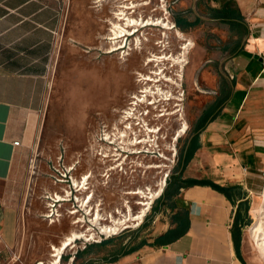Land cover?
Instances as JSON below:
<instances>
[{"label":"crops","instance_id":"1","mask_svg":"<svg viewBox=\"0 0 264 264\" xmlns=\"http://www.w3.org/2000/svg\"><path fill=\"white\" fill-rule=\"evenodd\" d=\"M72 4L76 11L88 14L84 0H0V264L13 259L24 213L23 192L14 177L17 156L35 136L48 103L51 68L62 45V13ZM181 7L183 20L213 26L217 35L227 39L224 46L212 50L214 60L202 68L204 93L197 100L205 103L185 146L195 145L183 177L231 187L232 199L210 186L181 189L174 212L162 209L152 217L142 247L114 262H99L98 257L77 263L74 256L71 263H258L246 252L244 229L238 257L232 227L237 214L243 215V207L256 196L264 176V0H183ZM89 20L81 21V26L91 27ZM182 33L194 42L192 52L195 41ZM69 36L92 48L87 33ZM207 52L206 47L196 49L193 67L200 66V55ZM183 210L189 212L187 232L156 245L160 236L179 226L173 216Z\"/></svg>","mask_w":264,"mask_h":264},{"label":"rangeland","instance_id":"2","mask_svg":"<svg viewBox=\"0 0 264 264\" xmlns=\"http://www.w3.org/2000/svg\"><path fill=\"white\" fill-rule=\"evenodd\" d=\"M94 1L84 0L88 3V14L76 11V5L74 4L71 7L67 6L62 13V45L51 68L52 85L49 90L48 103L41 113L35 136L22 147L16 160L15 184L23 192L24 213L20 224L18 244L14 248L13 259L7 264H36L38 261L44 262V264H52L50 253L53 246L60 242L57 237L58 234L63 237L64 233H70V230L74 228L78 231H85L86 236L93 232L94 238L97 239L100 236L99 232H102L101 226L110 224L109 222H95L94 219L97 214L99 213L97 218L103 217L109 221L118 216L116 209H120L122 199H124L121 192L122 185L116 186L115 179L110 180L109 185H104L103 179L97 177V174L102 173V170L95 172L99 181L95 182L94 208H97V204H101L99 208L103 210L97 214L95 210L93 211L94 215L90 218L92 220L94 217V221H91L92 224H95L94 227L88 223L86 227L73 224L75 218L67 215L66 208L70 206L66 204L61 207L60 212H62L63 217H61L60 223L56 225L47 224L40 214L48 213L46 208H48L49 200L46 197L58 196L62 192L59 186L54 184L52 172L58 176L60 173L69 175L70 167L78 162L77 170L72 172L74 177L79 179L80 176L90 173L92 166H94L91 165L92 159L96 157L95 152L92 155L94 148L92 145L91 150L90 142H93L94 135L100 134L103 126L102 121H113L117 117V112L127 106L126 110L132 111L128 109L132 96H135L141 87L146 86L143 82L138 81L139 76L156 77L154 71H157L159 67H163L165 74L180 83L181 87L178 88L171 82H166L165 78L161 76L159 77L160 82L156 84L148 82V85L154 88L156 86L163 88L165 91L164 96L156 93L155 98L154 96L144 98L142 94L137 93V97L143 98V104H140L141 101L139 102L137 98L133 99V102L138 103V105L136 107L131 105L130 107L132 109L136 108V112L149 110L150 115L156 114L159 125L162 126L161 133L167 135L164 141L162 139L160 141L165 142V144H169L170 141L171 145H174L177 149L179 158L178 156L176 158L174 173L179 165L181 153L195 130V120L198 112L205 103L202 98L197 100L204 93V86L201 84L204 63L213 61L212 50L224 46L223 43L227 42V39H224L225 37L219 36L217 31H213L216 30L213 26L184 20L183 28L177 27L176 19L180 16L183 8L181 7L183 0H108L103 7H100V3H94ZM118 5L136 6L135 9L128 12V15L133 19H141L145 22L148 19L157 18L166 19L165 21H167L170 17L175 26L190 36L196 43L195 50L188 53V62L192 61L197 48H207L208 52L200 55V66L193 67L192 62L186 64L182 71L183 76L179 77L177 74L180 72V65H176L171 61H166L159 66L154 65L153 62L148 66L144 65L146 58H150L151 55H162L164 46H166L164 53L168 55L176 54L180 50V43L175 35L172 33L169 38L168 33L165 37L162 27L148 26L141 28L133 26L128 30L132 32L137 29L139 33L137 32L134 36H128L124 40L116 42L108 40L107 38H111L113 32H110L111 24H108L107 21L111 19L117 22V19L114 20L112 10L118 12ZM82 6L86 8L85 4ZM86 18L91 19L89 20V26H91L89 28L81 26V21L86 20ZM192 28L193 30H189ZM74 32L82 36L87 33L91 37L89 45L92 48L88 49L85 45L78 44L70 38L69 34ZM141 32H145L147 36H142ZM137 35L138 37L142 36L139 37L141 40L140 45L137 44L139 41ZM145 38L149 40H145ZM161 40L164 41L163 44H156ZM121 45L124 46L123 50L109 54V51ZM138 45L141 46V50L140 48L136 49L139 47ZM129 48L133 50H129ZM129 52L131 54L127 55ZM121 56L129 60L121 64L123 61L120 58ZM167 97L169 100H164ZM178 97L182 98L181 102L175 100ZM147 100L156 105L147 107ZM176 103H180L181 106H175ZM177 109H181L188 124L186 133L180 137H178L179 121L176 120L178 116L173 115ZM162 112L165 113V116L160 115L159 118L158 114H163ZM121 122H123V118H121ZM94 161H96V158ZM96 166L99 167L100 165L96 164ZM263 188L264 176L262 182L258 185L256 196L261 195ZM254 200L255 197H252L250 202L242 209L245 232L256 221L253 213ZM132 214L131 212L129 215ZM146 221L147 225L140 231L133 244L149 235L151 231L149 224L152 221L151 212L146 217ZM92 227L93 230L90 229ZM138 229L120 231L118 235L111 237L119 239L102 246H94L89 252L86 250L97 244H87V247L84 248L85 237L75 239V247L68 248L61 255L62 258L58 264H75L71 263V258L74 256L77 263L85 262L89 258H101L108 252L114 251L118 246L130 242L133 232ZM256 259L257 264L262 263L260 259Z\"/></svg>","mask_w":264,"mask_h":264},{"label":"built area","instance_id":"3","mask_svg":"<svg viewBox=\"0 0 264 264\" xmlns=\"http://www.w3.org/2000/svg\"><path fill=\"white\" fill-rule=\"evenodd\" d=\"M132 99L137 98L132 96ZM140 104H143V101ZM146 104L147 107L155 105L150 101ZM129 105L136 107L138 103L132 100ZM130 106L128 109L132 111L124 110L122 125L110 129L102 123L101 132L94 146L95 158L99 159L100 166L103 168L98 177L103 179L104 185H109V181L113 179L116 180V186L122 185L121 192L124 199L120 209H116L118 216L114 220L97 218L96 215L95 219L93 217L91 220L94 210L96 214L103 210L99 208L101 204H97V208H94L95 182L99 180L97 178L92 180L91 173L80 176L79 179L74 177L72 172L76 170L78 162L70 167L69 175L60 173L58 176L52 172L54 184L58 185L62 192L58 196L46 197L49 200L48 208H46L48 213L42 214V218L49 225L60 223L63 217L60 211L64 204L71 207L66 208V213L69 217L75 218L73 224H79L82 227H86L87 223L94 227L95 224L91 222L94 220L100 223L109 222V225H115L118 220L121 221L118 225L119 230L115 233L104 234L100 231V236L95 239L94 235H91L94 234L92 232L86 239L84 238V248L87 244L99 243L113 235H118L120 231L141 227L156 201L163 196L175 167L177 149L171 145L170 141L169 144L160 141V139L164 141L167 135L161 133L162 126L159 125L156 114L150 115L149 110L136 112L137 109H132ZM164 114H158L159 118L160 115L165 116ZM131 212L133 214L129 215ZM93 227L90 229L93 230ZM40 263L44 262L36 264Z\"/></svg>","mask_w":264,"mask_h":264},{"label":"bare ground","instance_id":"4","mask_svg":"<svg viewBox=\"0 0 264 264\" xmlns=\"http://www.w3.org/2000/svg\"><path fill=\"white\" fill-rule=\"evenodd\" d=\"M106 1L108 2V0H95L94 3H100L99 6L103 7V5ZM118 7H119L118 8L119 10H117L118 12H114L112 10V14L114 15V18H117V20H116L117 22H114L110 19V21H111L110 32H113V34L111 35V38H109V39L116 42V41H119L122 39L124 40L128 36H134V34H136L139 30L135 29V30H133V32H131V30H128L130 27L133 28V26L141 27V28H145L148 26L162 27V29L164 30L163 34L165 37L168 33H169V38H170V34L173 33L175 35V38L180 43V50L176 54L172 53V54L168 55L167 53H164L166 50V46H164V48L162 49V52H163L162 55H160V56H158L156 54L151 55L150 58L149 57L146 58V61H144L145 62L144 65L148 66L150 63L153 62L154 65L159 66L160 64H163L166 61H171L176 65H180V72L177 74V76L182 77L183 76L182 75L183 68L186 67V64L189 63L188 62V53L193 49L194 42L190 38L185 36L182 33V31L175 26L174 22H172L170 20V17H169V20H167V21H165L166 19L164 20V19L157 18V19H152V20L148 19L145 22L144 20H141V19L140 20L133 19V18H131V16L128 15V12L132 9H135L136 6L118 5ZM139 8H140V6H139ZM119 22H123V23H119ZM138 35H137V37H138ZM142 36H147V35H145V32H143ZM142 36H139V37H142ZM139 37H138L139 41L137 42V44L140 45L141 40ZM145 40H149V39L145 38ZM163 43H164V41L161 40V41L157 42L156 44H163ZM161 46H163V45H161ZM138 48H140V50H141V46L137 47L136 49H138ZM123 49H124V46H122V45L119 47L117 46V48H114L113 50L109 51L110 52L109 54H111L112 52L123 50ZM129 50H133V49L129 48ZM129 54H131V53L130 52L127 53V55H129ZM120 58H122V56ZM122 59H123V61L121 64H123L124 62H127L129 60L128 58H122ZM154 73H156L155 74L156 77L149 76V75H140L139 76L138 81L143 82V84H145L146 86L141 87L136 92V94L137 93L142 94V97H144V98L146 96H154V98H155L156 93L161 94V95L163 93L165 94V91L163 90V88H160L158 86H156L154 88V87H151L148 85V82H154V84L160 82L161 79H159V77H161V76L163 78H165L166 82H171L172 84H174V86H176L178 88L181 87L180 83H178L177 81H175L172 78H169L167 76V74H165V70L163 69V67H159V69L157 71H154ZM136 94L134 97L138 98L140 101H143V98L140 99V97L139 96L137 97ZM164 94H163V96H164ZM163 96H161V97H163ZM168 96H169V94H168ZM180 96H183V95H180ZM164 100H169V98L167 97ZM175 100L178 102H181L182 98L178 97ZM175 106H181V104L176 103ZM154 108H155V106H154ZM173 115L178 116V118L176 120L179 121L178 137H180L186 133L187 128H188V124L184 118L183 112H181V109L175 110ZM260 194L261 195L255 196L254 205H253V213H254V216L256 218V221L246 231L244 244H245L246 252L250 255V257L254 256V257H256L262 261L261 264H264V188H263V192ZM97 216H99V213L97 214ZM119 224H121V221L118 220L115 225L101 226L102 233H105V234L115 233L116 231L119 230V228H118ZM84 233H85V231H78L74 228L70 230V233H64V236L61 239V241L59 242V244L54 245L53 250L50 253L52 264H58V262H60L61 255L68 248H74L75 247V245H74L75 239L81 238L82 236L87 238V236H89V235L86 236ZM91 235H93V234H91ZM54 251H56V253H54ZM40 264H42V263H40Z\"/></svg>","mask_w":264,"mask_h":264},{"label":"trees","instance_id":"5","mask_svg":"<svg viewBox=\"0 0 264 264\" xmlns=\"http://www.w3.org/2000/svg\"><path fill=\"white\" fill-rule=\"evenodd\" d=\"M183 19L179 16L176 19V26L179 28H183ZM194 143L190 146L189 149L184 148L182 153H181V158L179 165L177 166L176 170L174 171L173 175L170 177L168 186L163 194V196L158 200L156 205L153 207L152 210V217L156 216L159 214L162 209H169V211L174 212L175 209L177 208L176 206V201L175 198L180 194L181 189H185L188 187H192L195 185H200V186H210L213 189L219 191L220 193L224 194L229 200L232 199V191L233 188L228 187V186H220L212 181L209 180H196V179H184L183 173L185 170V167L188 162L189 154L194 148ZM173 220L175 222L179 223V226L171 231H169L168 234L160 236L157 241L156 245L161 246L167 244V242H172L176 240L177 238L183 236L188 228H189V212L187 210H183L182 212H178L175 216H173ZM147 225V221L144 223V225L139 228L138 230L133 232V236L130 242H128L126 245H121L118 246L114 252L110 253L108 256L100 258L99 262L103 263H109V262H114L118 258L128 255L140 247L144 245V242H137L133 245V242L135 239L138 237L140 231ZM244 226V218L241 212L237 214L235 217V223L232 227V235H233V241H234V247L235 251L238 255L239 258H241V253H240V246H241V239H242V229ZM119 239V238H112L106 242H103L101 244L93 245L89 247L87 252L91 250L92 247L94 246H102L108 243H111L113 240Z\"/></svg>","mask_w":264,"mask_h":264},{"label":"flooded vegetation","instance_id":"6","mask_svg":"<svg viewBox=\"0 0 264 264\" xmlns=\"http://www.w3.org/2000/svg\"><path fill=\"white\" fill-rule=\"evenodd\" d=\"M114 16V15H113ZM114 19H117V18H114ZM107 23L108 24H110V21H107ZM130 104V103H129ZM128 107V106H127ZM126 107V108H127ZM125 108V109H126ZM124 108L123 109H120L118 112H117V117H116V119H114L113 121H102V123H104L106 126H107V128H110V129H114V128H116V127H118V125L120 126V125H122V122H121V118L123 117V113H124V110H125ZM133 119H135V118H133ZM119 122H121V123H119ZM110 129H108L109 131L108 132H110ZM97 134L96 135H94V137H93V144L90 142V145H91V150H92V145H93V148H94V146H96V141H95V138H97ZM111 136V135H110ZM97 140V139H96ZM92 155H94V149H93V153H92ZM95 159V158H94ZM94 159H92V163H91V165H94V166H92V168H91V171H90V173H91V177H92V180L93 179H95V178H97L98 176H100L101 174L100 173H98L97 174V177H96V174H95V172H98L99 170H102L103 168L102 167H98V166H96V164H99V165H101V163L99 162V159L98 158H96V161H94ZM76 170H77V168H76Z\"/></svg>","mask_w":264,"mask_h":264}]
</instances>
